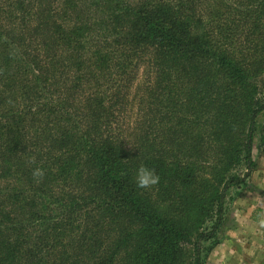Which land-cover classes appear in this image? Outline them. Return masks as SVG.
<instances>
[{"label":"trees","instance_id":"16d2710c","mask_svg":"<svg viewBox=\"0 0 264 264\" xmlns=\"http://www.w3.org/2000/svg\"><path fill=\"white\" fill-rule=\"evenodd\" d=\"M259 132L264 0H0V264H206Z\"/></svg>","mask_w":264,"mask_h":264},{"label":"crops","instance_id":"0c3cea01","mask_svg":"<svg viewBox=\"0 0 264 264\" xmlns=\"http://www.w3.org/2000/svg\"><path fill=\"white\" fill-rule=\"evenodd\" d=\"M263 184L261 182L258 191L257 182L250 180L240 190L235 214L238 221L237 243L229 242L227 245L223 242L212 251L207 264H264Z\"/></svg>","mask_w":264,"mask_h":264},{"label":"rangeland","instance_id":"374dc122","mask_svg":"<svg viewBox=\"0 0 264 264\" xmlns=\"http://www.w3.org/2000/svg\"><path fill=\"white\" fill-rule=\"evenodd\" d=\"M254 155H255V157L257 159V163H258L256 170L253 172V173H255V172L256 173L253 176L250 175V177H249L250 179L248 178L245 183H248L250 180H255L257 182V189L259 191V186L261 185V182H264V145H261V142H260V132L257 136V139L255 140ZM242 173H244V170H242ZM245 183L242 186H240L239 188L232 189L230 194H229L228 202H227L228 222L226 223V225L224 226V229H223L222 243H220L217 247H219L221 244H223V242L227 243V245H229V242H233V244L237 243L236 230L238 227V221H237V217L235 214L237 212L236 211L237 205H238L237 202H238V200L240 198V194H241L240 190H243ZM210 255H211V253H210ZM208 260H209V257H208ZM206 264H207V262H206Z\"/></svg>","mask_w":264,"mask_h":264},{"label":"clouds","instance_id":"9594fccd","mask_svg":"<svg viewBox=\"0 0 264 264\" xmlns=\"http://www.w3.org/2000/svg\"><path fill=\"white\" fill-rule=\"evenodd\" d=\"M31 163H35V157L32 158ZM43 168L37 167L33 170V178L38 182L44 176ZM160 177L155 169H150L143 164L137 169L135 175V182L138 188L148 189L159 184Z\"/></svg>","mask_w":264,"mask_h":264}]
</instances>
